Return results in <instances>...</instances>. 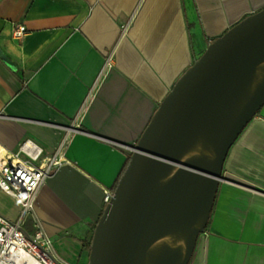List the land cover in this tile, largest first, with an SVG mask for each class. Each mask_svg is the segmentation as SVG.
<instances>
[{"label":"crops","instance_id":"0c3cea01","mask_svg":"<svg viewBox=\"0 0 264 264\" xmlns=\"http://www.w3.org/2000/svg\"><path fill=\"white\" fill-rule=\"evenodd\" d=\"M263 9L264 0H0L3 160L38 150L31 164H45L77 130L34 205L60 258L88 264L105 193L161 102L209 44ZM20 214L0 190V216ZM23 230L34 233L31 217ZM189 264H264V105L228 152Z\"/></svg>","mask_w":264,"mask_h":264},{"label":"water","instance_id":"95a60500","mask_svg":"<svg viewBox=\"0 0 264 264\" xmlns=\"http://www.w3.org/2000/svg\"><path fill=\"white\" fill-rule=\"evenodd\" d=\"M264 105V9L207 46L161 102L94 229L88 264H189L231 147Z\"/></svg>","mask_w":264,"mask_h":264},{"label":"built area","instance_id":"2783aa9c","mask_svg":"<svg viewBox=\"0 0 264 264\" xmlns=\"http://www.w3.org/2000/svg\"><path fill=\"white\" fill-rule=\"evenodd\" d=\"M24 33V28H18L15 37L21 39ZM112 61L111 55L107 59L106 68L111 66ZM76 131L74 127L68 129L54 155L39 166L31 164L40 160L42 153L38 150L33 156L27 154L28 162L12 163L3 160L6 153L0 148V190L15 199L21 207L20 217L15 222L0 216V264H68L56 253L52 239L36 217L34 205L40 189L64 163L70 135ZM29 144L22 143L21 149H36ZM113 196L114 192H106L104 204H109ZM29 217L34 221L35 231L32 235H27L23 230Z\"/></svg>","mask_w":264,"mask_h":264},{"label":"trees","instance_id":"16d2710c","mask_svg":"<svg viewBox=\"0 0 264 264\" xmlns=\"http://www.w3.org/2000/svg\"><path fill=\"white\" fill-rule=\"evenodd\" d=\"M128 164H129V159H128V162H127V164H126V167H125L124 171L126 170ZM124 171L122 172L121 176L123 175ZM121 176H120V177H121ZM118 182H119V180H118ZM118 182H117V184L114 186V190L116 189V187H117V185H118ZM90 245H91V241L87 244V247H88L89 249H90Z\"/></svg>","mask_w":264,"mask_h":264}]
</instances>
